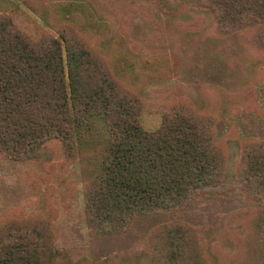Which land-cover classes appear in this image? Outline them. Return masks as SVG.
I'll use <instances>...</instances> for the list:
<instances>
[{"label":"trees","instance_id":"trees-1","mask_svg":"<svg viewBox=\"0 0 264 264\" xmlns=\"http://www.w3.org/2000/svg\"><path fill=\"white\" fill-rule=\"evenodd\" d=\"M179 16L192 4L210 13L216 35L228 37L252 21L264 51V0H156ZM108 60L76 32L32 39L0 14V154L40 161L56 141L66 159L85 133L104 129L98 172L84 186L83 217L100 238L125 234L139 217L172 215L224 176L226 153L210 116L189 106L148 118L139 98ZM234 176L254 216L230 264H264V139L244 140ZM50 223L42 218L0 225V264H69L53 254ZM151 264H211L195 229L167 222L149 236Z\"/></svg>","mask_w":264,"mask_h":264},{"label":"rangeland","instance_id":"rangeland-1","mask_svg":"<svg viewBox=\"0 0 264 264\" xmlns=\"http://www.w3.org/2000/svg\"><path fill=\"white\" fill-rule=\"evenodd\" d=\"M0 14L32 39L58 37L64 27L106 58L148 118L189 106L214 121L226 153L224 176L202 189L185 210L137 218L128 232L100 238L83 217L84 186L96 175L104 129L96 123L73 159L58 142L40 161L14 162L0 154V225L42 218L50 223L53 254L69 264H151L149 236L160 224L193 227L211 264H230L254 216L234 170L242 141L264 139V51L247 21L228 37L216 35L210 13L189 4L179 16L156 0H0Z\"/></svg>","mask_w":264,"mask_h":264}]
</instances>
